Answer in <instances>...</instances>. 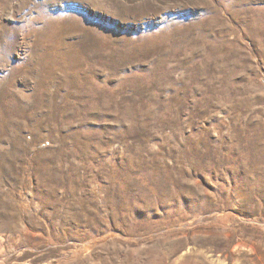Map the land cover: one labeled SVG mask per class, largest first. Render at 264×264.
<instances>
[{
  "label": "rangeland",
  "instance_id": "obj_1",
  "mask_svg": "<svg viewBox=\"0 0 264 264\" xmlns=\"http://www.w3.org/2000/svg\"><path fill=\"white\" fill-rule=\"evenodd\" d=\"M0 264H264V0H0Z\"/></svg>",
  "mask_w": 264,
  "mask_h": 264
}]
</instances>
